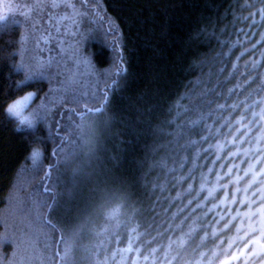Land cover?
Here are the masks:
<instances>
[{
    "label": "trees",
    "instance_id": "obj_1",
    "mask_svg": "<svg viewBox=\"0 0 264 264\" xmlns=\"http://www.w3.org/2000/svg\"><path fill=\"white\" fill-rule=\"evenodd\" d=\"M77 2L93 76L81 64L76 87L28 80L24 28L0 22V264L28 247L44 264H264V0ZM55 80L20 128L10 104ZM92 117L97 160L67 200L59 167Z\"/></svg>",
    "mask_w": 264,
    "mask_h": 264
},
{
    "label": "rangeland",
    "instance_id": "obj_2",
    "mask_svg": "<svg viewBox=\"0 0 264 264\" xmlns=\"http://www.w3.org/2000/svg\"><path fill=\"white\" fill-rule=\"evenodd\" d=\"M6 21L20 23L24 28L21 36L20 68L28 80L51 77L53 80H67L76 87L83 80L82 74L78 72L81 64L88 67L89 79L92 78L89 60L78 51L84 36L93 29V25L77 0H0V22ZM59 82L55 80L51 83V92H47L40 101L32 104L34 95L28 93L10 104L8 114L18 121L20 128L30 129L38 119L45 116L49 107L55 103L52 93L59 90L55 84ZM100 125L99 118L92 117L87 120L82 134L78 130L75 132L74 142L66 151L67 159L60 164L57 184L63 183L62 197L67 200H71L73 194H76L75 188L82 185L90 174L84 167L93 166L97 160L91 147ZM88 132L89 135H86ZM82 159L85 166L76 163ZM13 196L14 192L10 199ZM106 198L107 196H101L100 201ZM85 209L81 208L75 214L76 218L83 215ZM3 217L11 219L7 212L3 213ZM41 252L43 250L40 247L39 250L28 247L21 255V262L17 264H44L39 260L33 262L36 259L34 257H38Z\"/></svg>",
    "mask_w": 264,
    "mask_h": 264
},
{
    "label": "water",
    "instance_id": "obj_3",
    "mask_svg": "<svg viewBox=\"0 0 264 264\" xmlns=\"http://www.w3.org/2000/svg\"><path fill=\"white\" fill-rule=\"evenodd\" d=\"M59 239H60V237H59Z\"/></svg>",
    "mask_w": 264,
    "mask_h": 264
}]
</instances>
